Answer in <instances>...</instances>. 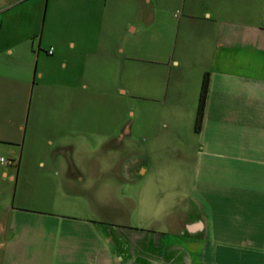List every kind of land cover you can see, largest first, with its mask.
I'll list each match as a JSON object with an SVG mask.
<instances>
[{
	"label": "crops",
	"instance_id": "1",
	"mask_svg": "<svg viewBox=\"0 0 264 264\" xmlns=\"http://www.w3.org/2000/svg\"><path fill=\"white\" fill-rule=\"evenodd\" d=\"M54 1L0 0V264H264V0L116 3L109 37L81 34L101 32L104 0ZM44 10L48 32L66 24L46 41ZM140 24L143 140L86 98L106 89L104 64L133 97ZM101 184L125 214L56 210Z\"/></svg>",
	"mask_w": 264,
	"mask_h": 264
},
{
	"label": "rangeland",
	"instance_id": "2",
	"mask_svg": "<svg viewBox=\"0 0 264 264\" xmlns=\"http://www.w3.org/2000/svg\"><path fill=\"white\" fill-rule=\"evenodd\" d=\"M67 0H56L54 1L57 7H63L65 5ZM154 1V0H152ZM167 3H173L174 0H166ZM103 3L107 4L105 7V11L103 12V16L101 18V32L97 29V32L95 31V28L93 25L88 24L86 29L81 33L82 35L85 36H98V34H102L103 37H106L110 35V28L109 24L111 23L112 17L114 15V5L117 4H122L128 7V12L137 14L139 10L142 8L145 9L146 7V2L144 0H104ZM46 10V9H45ZM45 10L43 11V16H42V22L40 23L39 29H38V36H43V39L46 41V38L48 37V34H63V28L66 27L65 22L63 19L60 17H56L54 20L53 24V31L52 33L48 32V23L45 20V25H44V15H45ZM139 20V18H138ZM141 25V24H140ZM144 26L141 25L139 27L140 31H138L135 35L131 37V49L133 50V55L134 59L131 60L129 63L130 66L132 67V74H129V81L133 85L134 91H132L131 96H126L123 97L120 92H118L115 88L111 87V84L113 83L114 80V73L111 71V65L110 64H104V72H103V77H102V82L106 89L102 91H97L95 90L91 85L90 88L86 92V98L88 102L91 101H102V110L103 114H117L120 117L124 116H129V117H134L135 124L139 125V128H136L137 134L139 136V140H143L142 138V132H143V127H142V117H143V105L144 103L148 102L149 99L147 97L149 96L144 89H143V46H144V40H143V28ZM75 34V33H74ZM38 36L36 37L38 39ZM153 44L150 43V47L152 48ZM91 62L92 64L88 65V77H93L94 72L90 71L91 68H94V63L88 60V63ZM107 68V69H106ZM119 76H117L118 79ZM154 81L158 82V79H154ZM93 82V81H92ZM127 95H130L129 93ZM152 102V100H151ZM153 105V110L158 109V103L154 101ZM157 103V104H156ZM161 109V108H160ZM90 108H88V111ZM156 117V116H155ZM158 120L153 117V122L156 127V129H160L164 131L167 129L165 127L164 120L159 121L160 123L157 122ZM107 157V156H106ZM107 160L105 159L103 162H106ZM109 161H111L109 159ZM111 171L105 172L104 173V178L102 179V183L107 181V183L111 180ZM87 192V196H91L92 198H70L69 203L67 206H62L58 207L56 205V210L57 211H68L70 213H84L86 215L88 214H100V215H115V213H126L127 210V204H130V202L127 203L125 198H111L112 196L117 195V190L112 189L109 185L104 186L101 184V186H88L85 188ZM59 198H56V200ZM132 209V207H131ZM118 212H117V211ZM125 217V216H124Z\"/></svg>",
	"mask_w": 264,
	"mask_h": 264
},
{
	"label": "trees",
	"instance_id": "3",
	"mask_svg": "<svg viewBox=\"0 0 264 264\" xmlns=\"http://www.w3.org/2000/svg\"><path fill=\"white\" fill-rule=\"evenodd\" d=\"M207 90H208V77L207 74H205L201 84V90L199 94V100H198V106H197V112H196V118L194 124V128L196 131H199L201 128Z\"/></svg>",
	"mask_w": 264,
	"mask_h": 264
},
{
	"label": "built area",
	"instance_id": "4",
	"mask_svg": "<svg viewBox=\"0 0 264 264\" xmlns=\"http://www.w3.org/2000/svg\"><path fill=\"white\" fill-rule=\"evenodd\" d=\"M52 47H50L49 49H48V53H52ZM12 162V160H10V159H7V158H5V157H3V156H0V163L1 164H9V163H11Z\"/></svg>",
	"mask_w": 264,
	"mask_h": 264
}]
</instances>
